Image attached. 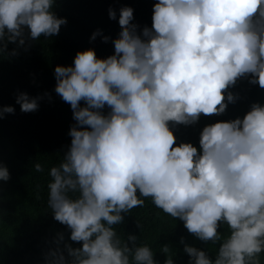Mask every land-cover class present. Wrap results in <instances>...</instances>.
<instances>
[{
  "label": "clouds",
  "instance_id": "1",
  "mask_svg": "<svg viewBox=\"0 0 264 264\" xmlns=\"http://www.w3.org/2000/svg\"><path fill=\"white\" fill-rule=\"evenodd\" d=\"M55 7L56 0H0V54L15 57L57 35L67 21ZM107 16L120 29L111 55L101 59L89 48L53 69V91L74 123L60 163L47 172V207L79 247L57 233L44 264H157L148 245L132 234L122 241L114 228L143 207L142 198L199 241L218 245L210 257L181 237L187 264H261L264 104L203 126L198 148L177 143L169 125L222 115L237 99L228 89L238 79L264 89V0H155L150 27L133 22L129 6L109 7ZM97 36L109 41L97 29L89 42ZM42 98L51 100L47 92H19L14 102L31 113ZM13 113L0 107V119ZM33 169L44 171L39 162ZM8 180L0 163V181ZM164 264H174L170 255Z\"/></svg>",
  "mask_w": 264,
  "mask_h": 264
},
{
  "label": "trees",
  "instance_id": "2",
  "mask_svg": "<svg viewBox=\"0 0 264 264\" xmlns=\"http://www.w3.org/2000/svg\"><path fill=\"white\" fill-rule=\"evenodd\" d=\"M154 2L56 0L55 14L67 21L57 35L40 37L27 51L18 50L15 57L0 54V107L14 108L13 114H5L0 119V163L9 172V180L0 181V264H44V254L53 247L51 241L57 233H63L65 242L70 246L79 247L78 243L68 240L67 229L52 219L47 207V172L60 163L71 139L67 135L69 126L74 123L69 105L53 91V69L57 65L71 66L77 51L91 48L101 59L113 53L111 40L117 37L120 29L116 20L108 19L109 7L118 10L121 6H129L133 9V22L150 27ZM97 29L109 37L107 43H102L100 36L89 42L90 35ZM14 47V44H9L8 50ZM228 91L237 99L227 104L222 115H201L195 124L188 126L169 125L177 143L190 142L198 148V134L203 126L237 116L242 118L250 104H264V89L249 84L247 78L238 79ZM19 92L30 97H43L47 92L51 100L42 98L37 111L22 113L14 102ZM36 162L41 163L43 172L34 171L33 164ZM142 199L143 207L123 214L122 224L114 226L122 241L128 234L136 235L138 245L146 244L152 249L157 264H164L169 255L174 264H187L188 257L179 242L181 237L185 244L215 257L218 245L199 241L186 231L181 221L154 207L149 198ZM218 231L224 236L228 234L226 225H221ZM166 244L170 252L161 253L160 248ZM260 259L264 264V253Z\"/></svg>",
  "mask_w": 264,
  "mask_h": 264
}]
</instances>
